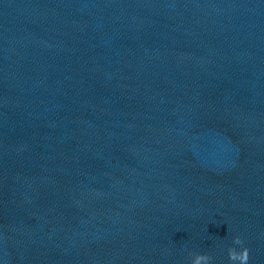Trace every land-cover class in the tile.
Here are the masks:
<instances>
[{"label": "clouds", "instance_id": "9594fccd", "mask_svg": "<svg viewBox=\"0 0 264 264\" xmlns=\"http://www.w3.org/2000/svg\"><path fill=\"white\" fill-rule=\"evenodd\" d=\"M234 245H240L239 251L235 247L228 248V259L231 264H248L249 250L243 247L242 239L237 236L233 239ZM212 258L206 254H197L195 264H209Z\"/></svg>", "mask_w": 264, "mask_h": 264}]
</instances>
